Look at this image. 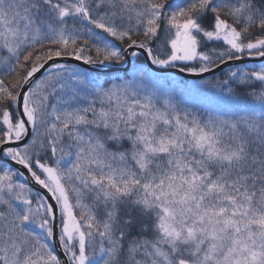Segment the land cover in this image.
<instances>
[{
  "label": "snow or ice",
  "instance_id": "1",
  "mask_svg": "<svg viewBox=\"0 0 264 264\" xmlns=\"http://www.w3.org/2000/svg\"><path fill=\"white\" fill-rule=\"evenodd\" d=\"M0 264H264V0H0Z\"/></svg>",
  "mask_w": 264,
  "mask_h": 264
}]
</instances>
